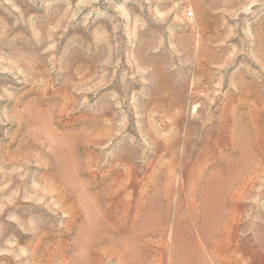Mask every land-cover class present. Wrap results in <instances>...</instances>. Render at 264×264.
I'll return each mask as SVG.
<instances>
[{
    "label": "rangeland",
    "instance_id": "374dc122",
    "mask_svg": "<svg viewBox=\"0 0 264 264\" xmlns=\"http://www.w3.org/2000/svg\"><path fill=\"white\" fill-rule=\"evenodd\" d=\"M0 264H264V0H0Z\"/></svg>",
    "mask_w": 264,
    "mask_h": 264
},
{
    "label": "bare ground",
    "instance_id": "6f19581e",
    "mask_svg": "<svg viewBox=\"0 0 264 264\" xmlns=\"http://www.w3.org/2000/svg\"><path fill=\"white\" fill-rule=\"evenodd\" d=\"M121 257V256H120ZM121 262V261H120Z\"/></svg>",
    "mask_w": 264,
    "mask_h": 264
}]
</instances>
